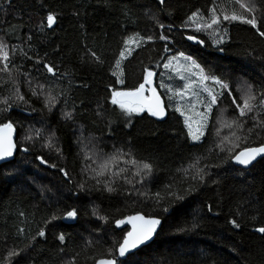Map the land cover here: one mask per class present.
<instances>
[{
  "label": "trees",
  "instance_id": "obj_1",
  "mask_svg": "<svg viewBox=\"0 0 264 264\" xmlns=\"http://www.w3.org/2000/svg\"><path fill=\"white\" fill-rule=\"evenodd\" d=\"M241 2L251 11L236 0H0V128L17 131L15 160L0 166V264L117 258L129 229L116 223L135 214L163 225L120 264H264V159L234 163L264 146V0ZM172 59L207 92L197 141L174 104L187 87ZM148 72L164 119L112 103Z\"/></svg>",
  "mask_w": 264,
  "mask_h": 264
},
{
  "label": "snow or ice",
  "instance_id": "obj_2",
  "mask_svg": "<svg viewBox=\"0 0 264 264\" xmlns=\"http://www.w3.org/2000/svg\"><path fill=\"white\" fill-rule=\"evenodd\" d=\"M161 2H163V0H161ZM236 2L239 4V7L242 9H245V11H251V7L243 2H241V0H236ZM231 19V20H239L242 23H248L250 25H252V27H256V18L255 16H252L251 18H247L243 15H237V14H233L231 15V17L225 16V19ZM48 22H49V26H51V24L54 22V17L52 15H49L47 17ZM212 23H218V20L215 16H213L212 18ZM210 26V25H209ZM261 36H264V32H260ZM188 39H193V37L189 36ZM3 45H0V53H2V59L4 61L8 60V53L6 51H3ZM123 55V54H122ZM117 67H119V62H117ZM167 67V65H166ZM8 69V64L5 63L4 64V69L3 70H7ZM50 72L52 71L51 68L48 69ZM154 75L153 72H148L147 77L145 78V82L140 84L139 87L135 90V91H131V92H114L113 93V98H112V103L113 104H119V106L121 107V109L125 110L129 115H131L133 112H139L143 110V104L141 103L143 97H142V93L144 91V86L145 83H150V77H152ZM216 83H221L220 81H215ZM222 87H227V85H221ZM154 91V90H153ZM211 94V93H210ZM21 99H23V97H20ZM255 99V97L253 96H249L247 99L244 100L243 102V106L241 107L240 105H237L238 109H239V114L241 117L245 116L248 112L252 111V105L250 104V101ZM217 102V96L216 95H212V99L210 101L209 107H208V111H211V105L216 104ZM233 103H235V100L233 101ZM261 104L264 105V100H261ZM149 112L154 115V116H162L163 115V108L160 106L158 98H157V104L155 105V108H153L152 106H149L148 108ZM242 126V125H241ZM264 126V125H261ZM5 127L11 128V125H6ZM249 131H251V129H249ZM203 135V132L200 131L199 135H193V139L194 140H199L200 136ZM11 145L8 144L7 146H3L0 145V158H3L6 155H11ZM264 154V147H259V148H249L241 153H239L238 155L235 156V160L236 162L243 164V165H249L251 164L256 158L257 156ZM145 169H148L150 171V165L145 164L144 165ZM202 171V169H201ZM111 191V189H109ZM69 216H75L74 212H70L68 213ZM132 219H140L142 221H144L143 217H137V218H132ZM119 223H123V221L119 222ZM160 223L159 220H146L144 221V225L145 227L142 228L138 233H133L130 232L128 233V239H125L123 241V243H121L118 247V252L119 255L121 257L125 256L127 253H129L131 250L135 249L136 247H138L139 244L144 243L146 240H148L152 233L155 231V226L158 225ZM135 227V226H134ZM238 227V225H237ZM257 231L264 233V228H259L257 229ZM40 236L44 235V232L41 231L39 233ZM135 237V238H133ZM59 239L61 241H63L64 237L61 235L59 237ZM19 253H17L15 250L11 251L9 253V256H13V255H18ZM99 264H116L115 260H101L99 262Z\"/></svg>",
  "mask_w": 264,
  "mask_h": 264
},
{
  "label": "water",
  "instance_id": "obj_3",
  "mask_svg": "<svg viewBox=\"0 0 264 264\" xmlns=\"http://www.w3.org/2000/svg\"><path fill=\"white\" fill-rule=\"evenodd\" d=\"M158 1H161V0H158ZM163 1H166V0H163ZM191 42L194 45H196V44L202 45L201 42H198V41H195V40H191ZM148 87L151 90L149 97H148V94H147L148 93L147 87H144V91L142 93L143 99H142L141 103L143 104V108L144 109H148L149 106H152L153 108H155V105L157 104V98H158L159 104L163 108V115L162 116L158 115V117L161 118V119H164L167 116V107H166V104H165V101H164L163 97L158 92V90H157V88L155 86L153 78L150 79V83H148ZM16 142H17V131H16V129H14L12 127L11 128H8V127H1L0 128V145L7 146L8 144H10L12 146L11 147V155H6L3 158H0V166L4 165V164H7V163H10V162L15 160V157H16ZM261 147H264V146H261ZM255 148H259V147H255ZM243 151H245V150H243ZM243 151H241V152H243ZM241 152H239V153H241ZM261 159H264V154H261V155L257 156V158L249 165L240 164V163L236 162L235 158H234V163L239 168L249 169L250 167H252L254 164H256ZM137 217H143L144 221H146V220H159L160 223L155 226V231L152 233L151 237L148 240H146L142 244H139L138 247H136L135 249L131 250L125 256L121 257L119 255L118 250H117V258L101 259V260H115L116 264H120L122 261H126L131 255H133L136 252L140 251L144 247H147L148 245H150L156 239V236L158 235V233L161 230V227L163 225L162 219H159V218L147 217V216H145L143 214H135V215L127 217V218H125L123 220L118 221L116 223L117 229L118 230H123V229L128 228L129 229L128 233H130V232L138 233L142 228L145 227V225H144V221H142L140 219H132V218H137ZM121 221H123V223H119ZM128 233L125 235L124 240L129 238L128 237ZM133 238H135V237H133ZM101 260H99L96 264H99V262Z\"/></svg>",
  "mask_w": 264,
  "mask_h": 264
},
{
  "label": "rangeland",
  "instance_id": "obj_4",
  "mask_svg": "<svg viewBox=\"0 0 264 264\" xmlns=\"http://www.w3.org/2000/svg\"><path fill=\"white\" fill-rule=\"evenodd\" d=\"M182 63V61L173 60L168 64L167 68H170L172 71L176 72L181 79L183 78L185 82V87H187L186 93H184L183 95H179L173 100H175L174 104L177 106L176 110L183 116L187 117L188 126L191 130V135L193 139V135H199L200 131H202V128L204 126L205 110H202L201 108L205 106V104L201 102L200 97H203L207 92L200 88V90H198L199 80H197L196 73L193 70L183 66ZM192 73H194V75ZM203 87L205 88L206 85H203ZM183 105L188 106L187 110H184V112L181 108ZM145 110L146 109L143 108L142 111L133 112L132 114L140 115ZM146 111L149 112L148 109ZM132 117L133 116H129V118Z\"/></svg>",
  "mask_w": 264,
  "mask_h": 264
},
{
  "label": "flooded vegetation",
  "instance_id": "obj_5",
  "mask_svg": "<svg viewBox=\"0 0 264 264\" xmlns=\"http://www.w3.org/2000/svg\"><path fill=\"white\" fill-rule=\"evenodd\" d=\"M147 89H148V93L147 94H148V97H149L151 90H150L149 87H147Z\"/></svg>",
  "mask_w": 264,
  "mask_h": 264
}]
</instances>
